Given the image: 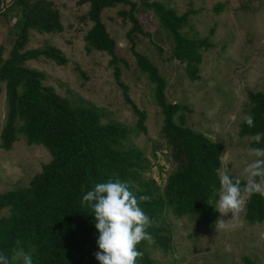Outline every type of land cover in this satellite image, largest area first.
<instances>
[{"label": "trees", "instance_id": "16d2710c", "mask_svg": "<svg viewBox=\"0 0 264 264\" xmlns=\"http://www.w3.org/2000/svg\"><path fill=\"white\" fill-rule=\"evenodd\" d=\"M78 3L89 5L87 16L92 23L84 37L86 52L110 57L114 80L125 104L137 118L134 131L145 135L147 115L133 103L128 87L121 82L120 65L125 66L126 61L118 58L115 41L101 20L106 9L119 4L131 6L128 12L120 13L131 24L126 37L137 69L147 79L154 104L160 109L161 136L176 169L160 189L143 176L148 168L143 152L126 144L132 129L116 122L102 123L101 110L82 100L59 96L52 87L43 85L45 75L27 68L25 63L43 57L64 66L67 59L52 46L33 50H26V46L32 32L46 35L62 32L59 12L47 0H11L6 9H0L1 18L13 15L9 19L16 32L6 58L0 43V95L4 90L6 108L0 150L8 152L22 140L29 147L45 149L51 159L26 187L0 194V212L7 213L0 218V252L11 256L14 250L22 248L31 253L33 264H99L95 259L99 233L94 215L81 201L96 184L119 178L129 183L137 198L151 197L141 201L140 207L152 221L146 231L155 242L141 241L137 245V250L143 253L137 264H155L147 248H169L165 238L167 229L159 224L167 211L176 218L194 217L197 227L211 226L219 218L215 206L223 148L185 125L184 113L189 109L167 100V81L149 58L136 52L135 37L144 32L134 15L135 5L125 0H79ZM143 6L154 12L160 27L171 38L172 58L185 65L190 80H197L202 53L210 50L212 44L207 38L182 33L192 12L178 16L160 2H143ZM222 7L216 4L213 9L220 13ZM158 51L162 52L160 48ZM247 99L246 116L254 117V127L249 128L243 121L238 135L254 139L259 133L261 140L251 141L250 147L264 148V93L248 92ZM244 183L241 182L242 187ZM244 219L249 225L264 223V196L254 194L248 199ZM243 264L256 263L243 258Z\"/></svg>", "mask_w": 264, "mask_h": 264}, {"label": "rangeland", "instance_id": "374dc122", "mask_svg": "<svg viewBox=\"0 0 264 264\" xmlns=\"http://www.w3.org/2000/svg\"><path fill=\"white\" fill-rule=\"evenodd\" d=\"M47 1L58 10L63 30L47 35L32 32L26 50L52 46L62 52L67 64L58 66L40 57L37 61L26 62L25 66L43 73V85L52 87L59 96L82 100L101 110L102 123L116 122L132 129L126 144L143 152L148 160L144 178L153 180L162 189L176 165L161 136L162 115L154 104L152 88L137 69L126 37L131 24L120 13L128 12L131 6L119 4L106 9L101 20L115 41L118 58L126 61L125 66L120 65L121 82L128 87L133 103L147 115L145 135L134 131L137 118L125 104L114 80L110 57L100 52L88 54L85 50L84 37L92 28L87 16L89 5H80L79 0ZM125 1L135 5L134 15L144 32L135 37V50L149 58L167 81V100L189 109L184 113L187 127L222 146L220 171L224 160L230 157L228 174L246 182L243 169L255 159L249 154L250 142L254 139L242 138L238 132L246 117L247 93H264V0ZM10 2L0 0V9H6ZM143 2H160L178 16L192 12L182 33L198 39L207 38L212 44L210 50L202 53L197 80H190L184 71L185 65L172 58L171 38ZM216 4L223 6L220 13L213 9ZM12 16L0 17V43L5 48V58L16 37L9 19ZM5 114L3 90L0 131ZM50 159L45 149L29 147L22 140L8 152L0 150V194L12 188L26 187ZM245 207L237 219L230 220V213L224 216L229 227L218 231L216 223L197 227L194 217L176 218L167 211L159 224L167 229L165 238L169 248L150 246L147 251L155 264H243V258L264 264V223L249 225L244 219ZM6 214L1 211L0 218Z\"/></svg>", "mask_w": 264, "mask_h": 264}, {"label": "clouds", "instance_id": "9594fccd", "mask_svg": "<svg viewBox=\"0 0 264 264\" xmlns=\"http://www.w3.org/2000/svg\"><path fill=\"white\" fill-rule=\"evenodd\" d=\"M249 128L254 127V117L249 114L244 118ZM262 135L257 134L254 140L259 143ZM253 159L243 169L246 182L241 186V179L228 174L230 157L223 162L219 173V189L217 191L215 211L220 214L215 224L216 231L229 227L223 219L231 214L237 219L244 210L246 200L254 194L264 196V148L249 149ZM151 197L141 195L139 198L130 190V185L119 178L96 184L92 190L83 195L81 205L91 208L95 219V228L99 233L96 241L99 251L95 259L99 264H137L143 253L137 250L141 241L154 243V238L146 230L152 221L140 207L141 201ZM17 240L16 244L19 245ZM0 264H33L31 253L22 248L14 250L11 256L0 252Z\"/></svg>", "mask_w": 264, "mask_h": 264}]
</instances>
